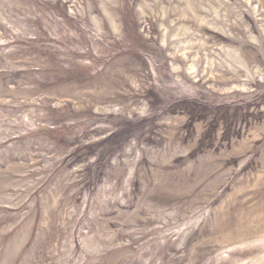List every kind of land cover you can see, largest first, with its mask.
<instances>
[{
	"label": "rangeland",
	"instance_id": "rangeland-1",
	"mask_svg": "<svg viewBox=\"0 0 264 264\" xmlns=\"http://www.w3.org/2000/svg\"><path fill=\"white\" fill-rule=\"evenodd\" d=\"M0 264H264V0H0Z\"/></svg>",
	"mask_w": 264,
	"mask_h": 264
}]
</instances>
